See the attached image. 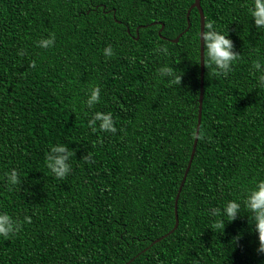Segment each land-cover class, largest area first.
<instances>
[{
    "label": "trees",
    "instance_id": "16d2710c",
    "mask_svg": "<svg viewBox=\"0 0 264 264\" xmlns=\"http://www.w3.org/2000/svg\"><path fill=\"white\" fill-rule=\"evenodd\" d=\"M194 1L0 0V212L15 225L0 264H264L243 207L264 180V28L249 0H201L237 58L216 71L205 56L199 138L170 233L198 123ZM97 111L115 131L88 123ZM59 143L72 152L62 177L45 164ZM231 199L241 208L228 221Z\"/></svg>",
    "mask_w": 264,
    "mask_h": 264
},
{
    "label": "clouds",
    "instance_id": "9594fccd",
    "mask_svg": "<svg viewBox=\"0 0 264 264\" xmlns=\"http://www.w3.org/2000/svg\"><path fill=\"white\" fill-rule=\"evenodd\" d=\"M247 13L254 17V23L258 28H264V0H249ZM203 32L199 33L200 40L203 41L205 50L206 64L214 66V70L219 71L230 67L231 62L236 60L237 53L233 51L234 44L229 35L214 27L213 22L205 25ZM42 48L49 47L53 41L51 39H43L37 42ZM105 56H111L113 50L111 46L103 49ZM260 68V62L255 65ZM163 73L171 72V69L164 67L160 69ZM175 82H179V77H176ZM100 99V90L98 87H93L91 94L88 97L87 103L93 105ZM97 120L102 121L99 127L103 130L115 131V126L110 112L97 111L92 120L88 123L95 124ZM51 151L45 156V164L47 169L51 170L57 177H62L68 170V165L65 161L72 155L68 151L67 145L64 143L50 145ZM59 154V155H57ZM11 182L17 180L16 171L13 169L9 176ZM243 207L251 214L250 219L254 225V230L258 233L259 248L258 251L264 252V180L257 181L243 201ZM241 208V202L235 199L228 200L223 205L222 215L228 221H232L237 217L238 211ZM213 215L219 216L220 210L213 209ZM214 227L222 228L223 220H218ZM15 231L12 217L6 212H0V237L7 238Z\"/></svg>",
    "mask_w": 264,
    "mask_h": 264
},
{
    "label": "water",
    "instance_id": "95a60500",
    "mask_svg": "<svg viewBox=\"0 0 264 264\" xmlns=\"http://www.w3.org/2000/svg\"><path fill=\"white\" fill-rule=\"evenodd\" d=\"M193 8H197L199 10V13H200V30H201V32H203L205 30V14H204V11H203V8H202V5H201V0H195L193 2V4L190 6V8H189V10L187 12L188 27H187V29L185 31H187L188 28L191 25V22L189 20V16H190V12H191V10ZM162 28H164V24H162ZM181 35H182V33L179 34V36L177 38L173 39V40L175 42H178V40H179ZM200 42H201L200 43V53H201V55H200L201 86L200 87H201V92H200V97H199L198 123H197V129H196V133H195V140H194V145H193V149H192V152H191L190 160H189V162L187 164L183 180L181 182V185L179 187V190H178V193H177V196H176V201H175L176 224L174 225L173 229H171L170 233L173 232L178 227V224H179L178 212H177L178 199H179L180 192L182 190L183 184H184V182H185V180L187 178V175L189 173V170H190V167H191V164H192L195 152H196V147H197L198 138H199V131H200V126H201V120H202V108H203V98H204L205 50L203 48V41L200 40ZM160 239L161 238L155 240L154 242H157Z\"/></svg>",
    "mask_w": 264,
    "mask_h": 264
}]
</instances>
